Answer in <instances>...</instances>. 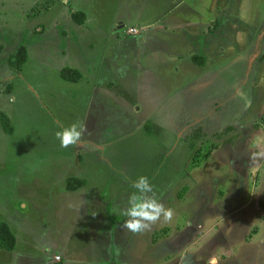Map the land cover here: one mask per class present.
Masks as SVG:
<instances>
[{"label": "rangeland", "instance_id": "obj_1", "mask_svg": "<svg viewBox=\"0 0 264 264\" xmlns=\"http://www.w3.org/2000/svg\"><path fill=\"white\" fill-rule=\"evenodd\" d=\"M261 30L264 0H0V221L17 238L0 264H264V162L249 159L264 35L246 66ZM76 121L88 132L62 148ZM140 175L175 216L133 234L121 209Z\"/></svg>", "mask_w": 264, "mask_h": 264}, {"label": "clouds", "instance_id": "obj_2", "mask_svg": "<svg viewBox=\"0 0 264 264\" xmlns=\"http://www.w3.org/2000/svg\"><path fill=\"white\" fill-rule=\"evenodd\" d=\"M87 132V126L76 121L67 126L61 125L55 136L62 148H68L78 146ZM249 159L253 165L264 162V148L251 151ZM132 187L136 191L128 196L126 206L121 209V215L126 217L122 224L124 230L133 234H143L157 223H170L173 220L174 209L166 207L160 200L147 176L140 175L132 181ZM207 264H219V260L212 255Z\"/></svg>", "mask_w": 264, "mask_h": 264}, {"label": "trees", "instance_id": "obj_3", "mask_svg": "<svg viewBox=\"0 0 264 264\" xmlns=\"http://www.w3.org/2000/svg\"><path fill=\"white\" fill-rule=\"evenodd\" d=\"M72 16L76 21L82 22L84 20L85 14L82 11H75L73 12ZM27 58L28 50L25 45H21L16 54H14L11 58V64H15L20 67L27 60ZM195 59L199 60L198 55L195 57ZM62 73L65 77L74 80L81 76V73L78 69L71 67H65ZM0 120L7 131L12 130L10 120L6 114L0 112ZM84 184L85 180L79 177H69L67 180V187L70 190H76L77 188L82 187ZM185 190L186 187L184 188V191L180 193V196L183 195ZM16 244L17 238L9 223L6 221H0V247L9 251H13L16 247Z\"/></svg>", "mask_w": 264, "mask_h": 264}, {"label": "crops", "instance_id": "obj_4", "mask_svg": "<svg viewBox=\"0 0 264 264\" xmlns=\"http://www.w3.org/2000/svg\"><path fill=\"white\" fill-rule=\"evenodd\" d=\"M258 3H255V4H253L254 6H256ZM257 7V6H256ZM215 19V22H214V20L213 21H211V22H209L208 23V28H209V30H208V32H210L211 34H213V36H215L216 34H222V31H221V24H220V22L218 21V17H216V18H214ZM212 22H214V23H212ZM229 22H234L235 23V20L233 21V19L231 18V16L228 18V20H227V23H225V26H228V23ZM237 22H238V25L240 24V25H244V23H242V22H247V20H244V19H237ZM204 23V22H203ZM218 26H220V27H218ZM230 30H232V31H236L235 30V28H230ZM262 35H264V30H261L260 31V33L258 34V36H257V38H256V40H254V42H253V44H252V47H251V50L250 51H248V56H249V61H247V63H246V66L250 69L251 67H254L255 66V59H253V58H255V57H258V56H260L261 54H262V49L260 48V46H259V42H261V36ZM198 57H200L199 55H198ZM264 58V55L263 56H261L260 58ZM243 66H245V63H244V61H243ZM23 206H26V204L25 203H23ZM11 227V226H10Z\"/></svg>", "mask_w": 264, "mask_h": 264}, {"label": "built area", "instance_id": "obj_5", "mask_svg": "<svg viewBox=\"0 0 264 264\" xmlns=\"http://www.w3.org/2000/svg\"><path fill=\"white\" fill-rule=\"evenodd\" d=\"M131 30H133V29H131ZM56 259L59 260L60 259V256H56Z\"/></svg>", "mask_w": 264, "mask_h": 264}]
</instances>
